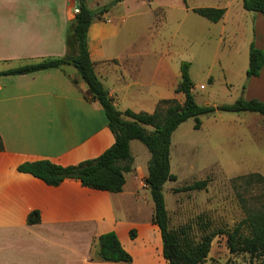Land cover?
<instances>
[{"label": "crops", "instance_id": "0c3cea01", "mask_svg": "<svg viewBox=\"0 0 264 264\" xmlns=\"http://www.w3.org/2000/svg\"><path fill=\"white\" fill-rule=\"evenodd\" d=\"M75 1L0 0V73L65 57ZM112 1L103 20H95L89 27L87 45L94 72L116 108L151 114L160 101L182 102L183 96L175 94L180 79L174 75L173 60L168 52L159 50L157 41L137 39V50L115 53L116 46L135 45L118 36L133 16L125 9L137 0H86V4L95 11ZM240 8L232 21L240 29L244 23L251 29L248 51L252 44L264 54V16ZM224 9L223 25L229 13ZM247 67L243 63L241 70L245 72ZM246 88L245 100L264 103V64L259 76L246 78ZM86 92L71 65L0 76L4 147L0 152V264H125L104 262L94 255L95 239L108 232L116 234L132 258L130 264H167L159 229L151 222L153 206L146 217L137 208V184L146 189L143 181L147 176L146 170H137V154L133 157L131 153L132 170L125 174L120 193L89 189L70 179L52 187L17 171L19 165L41 160L63 167L76 165L98 157L114 143L102 108L85 99ZM255 122L262 135L248 128ZM222 126L218 131L246 126L249 147L264 153L263 118L230 119ZM135 142H130V150L137 148ZM219 150L217 147L216 152ZM261 172L264 176V169ZM32 212L38 213L39 221L29 225L27 217ZM215 242L212 240L210 252ZM210 252L204 264H208Z\"/></svg>", "mask_w": 264, "mask_h": 264}, {"label": "rangeland", "instance_id": "374dc122", "mask_svg": "<svg viewBox=\"0 0 264 264\" xmlns=\"http://www.w3.org/2000/svg\"><path fill=\"white\" fill-rule=\"evenodd\" d=\"M240 5V0H137L125 9L133 16L126 20L118 36L125 41L133 40L135 45L114 47L115 53L131 52L137 50V39L157 41L159 50L168 52V57L172 58L174 75L178 79L180 64H189L195 103L215 109L214 113L200 117L198 130L194 129V120L188 119L173 132L169 166L177 180L166 182L162 189L171 229L190 225L195 239L214 235L216 242L208 264H264L263 258L251 262L248 254H230L226 248V235L248 211L261 206L264 196V183L240 179L249 174L261 175L264 169V153H255L249 147L246 126L235 131L233 128L218 131L230 119L262 121L258 113H230L216 109L234 103L241 96L246 99L247 77L241 67L243 63L248 65L251 29L245 23L243 29L238 28L231 18L238 15L239 7L242 9ZM226 7L229 13L225 25L223 21L212 23L192 11ZM248 128L258 130L257 135H262L256 122ZM242 135H245L244 139ZM237 139L236 144H230L231 140ZM135 143L137 148L132 146L130 152L133 157L137 154V170L146 173L148 151L139 141ZM217 147L220 148L218 152ZM203 180L208 181L205 190L173 192ZM152 206L148 189H141L137 184V208L142 209L141 217H146ZM241 233L247 236L248 230L243 227Z\"/></svg>", "mask_w": 264, "mask_h": 264}, {"label": "trees", "instance_id": "16d2710c", "mask_svg": "<svg viewBox=\"0 0 264 264\" xmlns=\"http://www.w3.org/2000/svg\"><path fill=\"white\" fill-rule=\"evenodd\" d=\"M75 2L78 13L74 15L67 29L65 57L44 59L1 72L0 76L25 75L42 70L58 69L64 65L73 66L87 87L85 99L96 102L102 108L107 127L114 136V143L98 157L76 165L63 167L41 160L19 165L17 171L29 174L52 187L70 179L80 182L83 187L89 189L120 193L125 184L124 175L132 170L130 142L137 140L150 155L147 176L143 183L152 200L151 222L159 229L164 260L167 264H204L214 235L206 234L195 239L191 235L190 225L171 229L162 189L166 182L177 180V177L170 172L169 166L173 132L188 119L194 120V129L198 130L201 126L200 117L214 113L215 109L209 106L200 107L195 103L192 94L193 85L188 74L189 64L182 62L180 81L175 88V94L183 96L182 102L176 99L160 101L151 114L134 113L130 110L119 111L94 72L87 45L89 27L95 20L102 19L114 1L95 11L87 7L86 0ZM241 4L243 10L264 16V0H241ZM192 11L212 23L219 22L225 13L224 9L218 8H198ZM263 64V52L251 44L248 51L246 77L259 76ZM216 109L230 113H258L264 119V103L255 99L245 100L242 96L234 103L223 104ZM146 127L152 130L148 131ZM3 149L0 137V152ZM240 179H245L246 182L257 180L264 183V176L259 174H249ZM207 184V180L195 181L190 185L174 189L173 192L205 190ZM38 221L37 212H32L27 217L29 225L36 224ZM243 227L248 230L247 236L241 233ZM130 237H135L133 231L130 232ZM226 237V248L230 254H248L251 262L258 258L264 259V196L261 206L256 210L248 211L245 218ZM93 246L96 249L95 252L93 251L94 255L101 261L125 264L132 262L131 256L122 248L114 232L100 235L95 239Z\"/></svg>", "mask_w": 264, "mask_h": 264}, {"label": "built area", "instance_id": "2783aa9c", "mask_svg": "<svg viewBox=\"0 0 264 264\" xmlns=\"http://www.w3.org/2000/svg\"><path fill=\"white\" fill-rule=\"evenodd\" d=\"M78 13V8H77V6H75L74 7V9H73V14H77ZM203 87L202 86H200V89H202Z\"/></svg>", "mask_w": 264, "mask_h": 264}]
</instances>
